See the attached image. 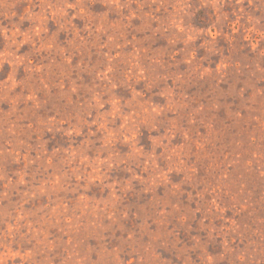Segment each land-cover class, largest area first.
<instances>
[{"label": "rangeland", "instance_id": "374dc122", "mask_svg": "<svg viewBox=\"0 0 264 264\" xmlns=\"http://www.w3.org/2000/svg\"><path fill=\"white\" fill-rule=\"evenodd\" d=\"M0 264H264V0H0Z\"/></svg>", "mask_w": 264, "mask_h": 264}]
</instances>
